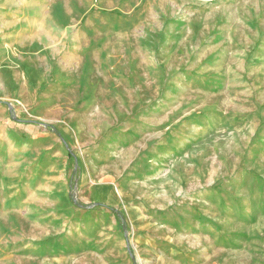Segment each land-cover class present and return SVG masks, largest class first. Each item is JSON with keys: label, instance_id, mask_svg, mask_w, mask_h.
Returning <instances> with one entry per match:
<instances>
[{"label": "rangeland", "instance_id": "rangeland-1", "mask_svg": "<svg viewBox=\"0 0 264 264\" xmlns=\"http://www.w3.org/2000/svg\"><path fill=\"white\" fill-rule=\"evenodd\" d=\"M18 29L0 264H264V0H38Z\"/></svg>", "mask_w": 264, "mask_h": 264}, {"label": "crops", "instance_id": "crops-1", "mask_svg": "<svg viewBox=\"0 0 264 264\" xmlns=\"http://www.w3.org/2000/svg\"><path fill=\"white\" fill-rule=\"evenodd\" d=\"M33 24L34 28H32ZM9 25L17 26L20 35H23L22 37L25 39L35 38L38 35V0H0V37L3 38L1 36L3 28ZM227 29L230 30L231 27L225 28L223 37L228 35ZM10 37L12 35L5 36V40L12 42ZM25 39L23 42H26ZM33 45V42L23 44V46L29 47H33ZM159 224L153 223L155 225L153 229L155 230ZM162 226L164 225L162 224Z\"/></svg>", "mask_w": 264, "mask_h": 264}]
</instances>
